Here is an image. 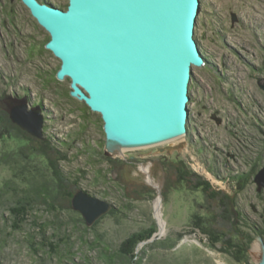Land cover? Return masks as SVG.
I'll return each instance as SVG.
<instances>
[{
    "label": "rangeland",
    "instance_id": "1",
    "mask_svg": "<svg viewBox=\"0 0 264 264\" xmlns=\"http://www.w3.org/2000/svg\"><path fill=\"white\" fill-rule=\"evenodd\" d=\"M196 39L204 66L193 68L187 133L151 146H118L121 154L110 149L114 156H106L104 122L98 113L86 114L69 78H57L61 60L46 49L49 33L22 0H0V264H130L110 255L154 223L156 234L139 245L131 264L259 263L264 0H201ZM24 99L30 110L43 105V139L12 119L11 102ZM91 148L103 155L91 157ZM48 165L70 180L58 199L62 213L40 204L24 229L14 231V189L28 187V179L37 183ZM79 190L113 209L91 226L78 225L66 208L68 194L74 198ZM239 244L243 259L236 258Z\"/></svg>",
    "mask_w": 264,
    "mask_h": 264
},
{
    "label": "water",
    "instance_id": "2",
    "mask_svg": "<svg viewBox=\"0 0 264 264\" xmlns=\"http://www.w3.org/2000/svg\"><path fill=\"white\" fill-rule=\"evenodd\" d=\"M22 2L50 35L46 49L61 60L57 78H69L72 96L101 115L106 156H114V140L138 148L187 133L193 68L204 66L196 39L201 0H68L67 10ZM10 106L17 126L44 138L42 107L30 110L25 99ZM256 181L264 186V169ZM73 208L91 226L113 205L81 190Z\"/></svg>",
    "mask_w": 264,
    "mask_h": 264
},
{
    "label": "trees",
    "instance_id": "3",
    "mask_svg": "<svg viewBox=\"0 0 264 264\" xmlns=\"http://www.w3.org/2000/svg\"><path fill=\"white\" fill-rule=\"evenodd\" d=\"M41 1L53 5L49 0H41ZM68 5L69 3L59 6V8L67 10ZM50 53L53 54L52 52ZM40 106L43 108V105ZM85 106L87 108L86 114L88 115V110L89 111L92 110L86 104ZM84 118L85 120H87L86 115H84ZM100 118L102 119L101 115ZM62 143L67 146L71 145V143L68 141H64ZM86 153H88V155H90L91 157H96L97 155H103L102 152H99L96 148H91L90 151H86ZM47 158L49 159V157ZM107 160H111V159H107ZM48 166H49L48 168H50V171L48 169V172H46L45 170L41 173L38 172V177H40L41 179L37 181V183L36 181H31L30 179H28L27 180V182H29L28 187L19 188L18 190L14 189L17 192V195L15 192L17 198L13 203L14 205L9 207V211L11 212L12 216H14L15 219V222H13L12 224V228L14 229V231H22L24 229V224L28 222L31 216H33L32 213L38 208L40 204L46 205L47 209L57 213V216L58 213H62L61 209H63V206L59 204L58 199L61 194V191L65 189L66 184L70 183V180L67 178L66 175H64V173H61L62 171L57 170L58 169L57 166H54L55 168L54 171L52 170L50 165ZM49 173H51V175ZM11 183L12 182H8L7 187H9ZM68 195H69L68 196L69 207H67L66 210L69 213L68 214L69 217H71L70 220L78 223V225L85 224L89 226L87 224L86 219L82 216V214L73 209L72 206L73 194L70 193ZM34 224L36 226H40V223L37 220H35ZM46 228H47L46 225H42V230L40 231L42 234H44L43 237L45 239L48 238L46 236V231H47ZM156 232H157V225L156 223H154L152 227L130 235L125 241L121 243L118 251L115 254L110 255L111 261L114 262L115 258H120L124 261L130 262V264L136 263V258H138L137 248L139 247L140 244L150 241L153 238V236L156 234ZM243 236H245L249 241L252 240V238L249 235H245L244 232H243ZM243 246H244L243 244L242 245L239 244L234 247V248L240 247V249L236 251L237 254L236 258L238 257L239 254H241L242 259L245 257L244 255L245 253L244 252L241 253ZM107 253H109V250H107Z\"/></svg>",
    "mask_w": 264,
    "mask_h": 264
},
{
    "label": "bare ground",
    "instance_id": "4",
    "mask_svg": "<svg viewBox=\"0 0 264 264\" xmlns=\"http://www.w3.org/2000/svg\"><path fill=\"white\" fill-rule=\"evenodd\" d=\"M41 2V1H40ZM42 3H44V2H42ZM123 145H125V146H129V148H135V146L133 147L132 145H129V144H127V143H123V142H121V141H118V140H114V143H112L111 144V146H110V149H113V151H115V153L116 154H121L122 152H123V150L122 149H124L123 147H120V148H117L118 146H123ZM113 147V148H112ZM161 201L160 200H158V202H157V215H158V217L159 218H161V221H163L162 220V211H161ZM162 223V225H163V222H161Z\"/></svg>",
    "mask_w": 264,
    "mask_h": 264
}]
</instances>
